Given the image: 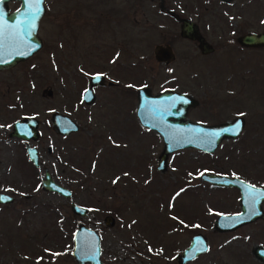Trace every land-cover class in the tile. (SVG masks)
<instances>
[{"label": "rangeland", "instance_id": "obj_1", "mask_svg": "<svg viewBox=\"0 0 264 264\" xmlns=\"http://www.w3.org/2000/svg\"><path fill=\"white\" fill-rule=\"evenodd\" d=\"M80 1L45 0L40 49L0 71V191L13 198L0 204V264H77L71 238L79 223L100 236L103 264H177L174 256L194 233L205 237L207 251L184 264H263L252 248L264 247V217L215 231L218 215L239 211V193L198 176L222 174L264 186V46L240 48L232 40L264 30V0H236L232 25L218 0ZM176 5L181 18L202 21L213 53L202 56L176 37V23L160 9L175 12ZM161 44L170 45L166 62L153 57ZM93 74L113 87H95L86 104L81 94ZM175 84L196 100L187 109L190 121L216 125L239 116L243 127L212 153L172 152L160 172L161 140L139 125L135 92ZM53 111L78 129L56 134ZM25 115L38 121L32 142L39 167L27 161L22 140L10 136L13 121ZM43 168L71 191L69 199L41 190ZM69 202L86 214L74 215Z\"/></svg>", "mask_w": 264, "mask_h": 264}, {"label": "water", "instance_id": "obj_2", "mask_svg": "<svg viewBox=\"0 0 264 264\" xmlns=\"http://www.w3.org/2000/svg\"><path fill=\"white\" fill-rule=\"evenodd\" d=\"M12 0H0V16L3 20L0 23L4 27V39L0 42V71L13 67L15 64L26 60L41 47V40L37 35L39 20L44 13L43 3L39 4L41 9L35 22V27L31 35L24 32L25 18L30 16V8L35 7L34 0L19 1L18 7L9 12L7 2ZM178 35L190 41L197 42L198 51L201 54H208L212 47L204 41L194 22L188 18H179ZM237 43L244 47L264 46V30L259 33L248 32L237 38ZM153 56L156 61L166 62L172 55L169 46L156 45ZM102 76L91 75L88 79V86L82 93V101L86 104L92 102L93 87L101 83ZM136 105L135 117L139 125L152 130L161 140V149L156 159V170L164 171L169 154L182 149H194L204 153H211L223 140L234 139L236 134L234 126L240 123V131L243 127V119L235 117L231 121L216 125H208L199 122H192L186 118L187 109L196 105V100L191 96L172 90H161L152 94L148 87H139L135 92ZM49 121L53 131L61 136H66L78 129V125L67 115L53 111ZM38 121L33 116H24L13 121L10 136H15L22 140H35L39 136ZM28 160L34 167H38V154L34 147L25 144ZM199 181L208 183L212 187L235 188L238 190L239 211L234 214L218 215L213 221L212 228L215 231H231L240 225L249 223L258 218L264 217L261 204L264 196L258 198L255 204L257 214L252 215L249 208L248 189L253 186L245 181L226 175L211 174L208 172L198 176ZM40 188L45 192L55 193L65 199L71 197L70 190L55 183L47 168L42 169ZM256 193H264V187L255 186ZM0 196L9 197L7 200H0V204H7L12 201V196L0 192ZM69 208L74 215L84 216L86 208L69 203ZM113 219L106 215L103 223L110 227ZM95 230L79 223L72 233L71 256L77 264H103L100 259V239ZM207 249L206 239L201 233H194L189 238L188 245L180 253L174 256L177 264H184L194 259ZM252 253L256 259L264 264V247L255 245Z\"/></svg>", "mask_w": 264, "mask_h": 264}, {"label": "flooded vegetation", "instance_id": "obj_3", "mask_svg": "<svg viewBox=\"0 0 264 264\" xmlns=\"http://www.w3.org/2000/svg\"><path fill=\"white\" fill-rule=\"evenodd\" d=\"M219 1V3L221 2V4H223V5H225V6H227L228 7V13H227V16H226V19H224L225 20V22L227 23V21H228V25H232L230 22H231V18H232V15H230L229 13H231L232 12V8H233V3H235L236 2V0H218ZM44 2H45V0H44ZM85 1L84 0H82V1H80L79 3H84ZM13 4H16V6H14V7H12V5ZM18 5H19V1H16V0H12V1H9V2H7V8H8V11L9 12H11V11H14L17 7H18ZM83 6V5H82ZM177 6V8H176V11L175 12H173L170 8H164L163 9V7H160V9H162V10H164L163 12H164V14L165 15H167V16H169V17H171V19L176 23V37L178 38V29H179V22H178V19L179 18H181L180 16H178V5H176ZM43 7H44V3H43ZM113 8H111V10H112ZM44 11H45V7H44ZM222 13H224V10H222ZM44 14V13H43ZM41 19V18H40ZM192 22H194L195 24H196V26H197V28H198V31H199V33H200V35L202 36V38L204 39V41L206 42V43H208L211 47H212V51L210 52V53H213L214 52V49H216V47H214V45H212V43L209 41V39L207 40L206 39V35L203 33V32H201L200 31V27H199V25L201 24V20H192V19H190ZM40 21V20H39ZM39 25V24H38ZM129 26V25H128ZM131 27L132 26H134V25H130ZM38 29V28H37ZM230 31H233V30H230ZM244 34V33H243ZM242 34H240V35H238V36H233L232 37V40H233V42L235 41V44L238 46V47H240V48H244V46H240L238 43H237V38L239 37V36H241ZM181 38V37H180ZM183 39V38H182ZM183 40H186L187 42H189V43H191V45L194 47V49L195 50H197L198 51V48H197V42L196 41H190V40H187V39H183ZM42 43V42H41ZM161 46H169L170 47V45H168V44H161ZM237 47V48H238ZM239 48V49H240ZM246 48H251V47H246ZM252 49H254V48H252ZM199 54H200V52H198ZM210 53H208V54H210ZM208 54H200V55H202V56H207ZM154 57V56H153ZM175 58L176 59H178V49H177V51H176V53H175ZM158 62H160V61H158ZM101 76H102V74H101ZM104 76H102V80H101V83L99 84V85H96V86H94L93 87V89L95 88V87H99V86H107V87H113V85H109V81L107 80V81H105L104 80V78H103ZM172 81H174L175 82V78H172L171 79ZM87 86H88V84H87ZM86 86V87H87ZM85 87V88H86ZM149 88V87H148ZM92 89V91H94ZM150 89V88H149ZM178 89V85H176L175 84V86H172V87H170V88H163V89H161V90H172V91H175V92H183V91H178L177 90ZM85 90V89H84ZM83 90V91H84ZM161 90H159V91H161ZM151 91V90H150ZM158 91V92H159ZM83 93V92H82ZM152 93V92H151ZM157 93V92H156ZM184 93H186V92H184ZM152 94H155V93H152ZM186 94H189V93H186ZM81 96H82V94H81ZM190 96H192L191 94H190ZM93 99H94V92H93ZM93 99H92V101H93ZM81 100H82V98H81ZM84 103V102H83ZM91 103V102H90ZM89 103V104H90ZM26 116V115H25ZM147 130H149V129H147ZM149 131H152V130H149ZM153 132V131H152ZM154 133V132H153ZM156 134V133H155ZM20 140H22V139H20ZM32 141H34V140H27V141H25V140H22V148H23V153H24V155H25V157H26V159H27V161L29 162V160H28V157H27V154H26V148H25V144L27 143L30 147H34V148H36V150H37V147L33 144V142ZM36 142V141H35ZM37 154H38V151H37ZM30 163V162H29ZM31 164V163H30ZM70 203V202H69Z\"/></svg>", "mask_w": 264, "mask_h": 264}, {"label": "snow or ice", "instance_id": "obj_4", "mask_svg": "<svg viewBox=\"0 0 264 264\" xmlns=\"http://www.w3.org/2000/svg\"><path fill=\"white\" fill-rule=\"evenodd\" d=\"M42 2V0H34V3H35V7H32L30 8V16L26 17L25 18V21H24V32L27 34V35H31V31L32 29L35 27V22H36V19L38 18V14L40 12V8H39V4ZM3 20V17L0 16V21ZM262 23H264V21H262ZM4 39V27H3V24L0 23V42H2ZM239 115H244L243 113H240ZM240 123L237 122V124L234 126V132L233 134H236L238 135L239 134V131H240ZM255 189V186H251L249 189H248V193H249V208L251 210V214L252 215H255L257 214L256 211H255V204L258 202V198L260 196H264V193H256L254 191ZM7 199H10L9 197H3V196H0V200H7ZM203 251H207V249H201Z\"/></svg>", "mask_w": 264, "mask_h": 264}]
</instances>
